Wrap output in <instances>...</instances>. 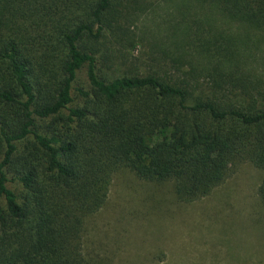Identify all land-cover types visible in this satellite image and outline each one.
Returning a JSON list of instances; mask_svg holds the SVG:
<instances>
[{
	"label": "trees",
	"instance_id": "obj_1",
	"mask_svg": "<svg viewBox=\"0 0 264 264\" xmlns=\"http://www.w3.org/2000/svg\"><path fill=\"white\" fill-rule=\"evenodd\" d=\"M163 4L161 57L108 71ZM243 162L264 203V0H0V264H106L85 235L118 171L193 202Z\"/></svg>",
	"mask_w": 264,
	"mask_h": 264
},
{
	"label": "rangeland",
	"instance_id": "obj_2",
	"mask_svg": "<svg viewBox=\"0 0 264 264\" xmlns=\"http://www.w3.org/2000/svg\"><path fill=\"white\" fill-rule=\"evenodd\" d=\"M154 8L127 24L132 43L107 39L108 48L102 47L110 56L108 71L149 70L153 54L161 57L151 48L153 34L175 33L166 21L173 8ZM79 82L88 85L85 68L75 86ZM262 176V170L243 162L209 195L182 202L171 183L145 181L122 169L113 176L105 205L88 220L85 249L106 264H264Z\"/></svg>",
	"mask_w": 264,
	"mask_h": 264
}]
</instances>
